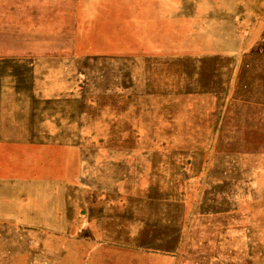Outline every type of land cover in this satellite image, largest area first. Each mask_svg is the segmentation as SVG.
Listing matches in <instances>:
<instances>
[{
    "label": "rangeland",
    "instance_id": "obj_1",
    "mask_svg": "<svg viewBox=\"0 0 264 264\" xmlns=\"http://www.w3.org/2000/svg\"><path fill=\"white\" fill-rule=\"evenodd\" d=\"M0 264H264V0H0Z\"/></svg>",
    "mask_w": 264,
    "mask_h": 264
},
{
    "label": "water",
    "instance_id": "obj_2",
    "mask_svg": "<svg viewBox=\"0 0 264 264\" xmlns=\"http://www.w3.org/2000/svg\"><path fill=\"white\" fill-rule=\"evenodd\" d=\"M152 62V61H151ZM151 62H148V63H151Z\"/></svg>",
    "mask_w": 264,
    "mask_h": 264
}]
</instances>
